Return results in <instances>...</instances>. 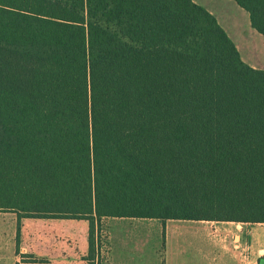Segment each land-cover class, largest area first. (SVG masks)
Wrapping results in <instances>:
<instances>
[{
  "label": "trees",
  "instance_id": "16d2710c",
  "mask_svg": "<svg viewBox=\"0 0 264 264\" xmlns=\"http://www.w3.org/2000/svg\"><path fill=\"white\" fill-rule=\"evenodd\" d=\"M0 212L88 220L90 264L107 217L264 224V70L193 0H0Z\"/></svg>",
  "mask_w": 264,
  "mask_h": 264
},
{
  "label": "crops",
  "instance_id": "0c3cea01",
  "mask_svg": "<svg viewBox=\"0 0 264 264\" xmlns=\"http://www.w3.org/2000/svg\"><path fill=\"white\" fill-rule=\"evenodd\" d=\"M193 1L217 19L240 56L255 55L247 47H264V35L253 28L249 12L235 0ZM242 60L253 68L263 69L252 66L248 58ZM2 215L0 264H90L88 220H19L16 213ZM224 223L235 227L226 228ZM242 224L251 223L107 217L101 221V235L107 237L109 264H257L248 239L255 234L244 231ZM245 233L248 238L242 239ZM24 256L37 261L29 262Z\"/></svg>",
  "mask_w": 264,
  "mask_h": 264
},
{
  "label": "rangeland",
  "instance_id": "374dc122",
  "mask_svg": "<svg viewBox=\"0 0 264 264\" xmlns=\"http://www.w3.org/2000/svg\"><path fill=\"white\" fill-rule=\"evenodd\" d=\"M247 51L249 53L255 54L254 56H246L241 55L243 59L247 60L250 59L249 63L252 66H255L257 68H263L264 69V47L259 45L250 46L247 47ZM0 212V221L3 220V215ZM13 213V212H8ZM223 226L226 228L228 227H235L234 224H226L224 223ZM242 227L244 228V231H250V233H254V238H248L247 233H245L242 237V239H249L250 243L253 245V254L251 255L255 262L257 264H261V260L264 261V224L262 223H251V224H242ZM101 242H102V249H101V255L99 258L100 264H109L108 257H109V250H108V242L107 237L103 233L101 235ZM164 253V252H163Z\"/></svg>",
  "mask_w": 264,
  "mask_h": 264
}]
</instances>
